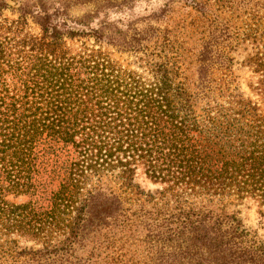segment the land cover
Listing matches in <instances>:
<instances>
[{"label":"trees","instance_id":"trees-1","mask_svg":"<svg viewBox=\"0 0 264 264\" xmlns=\"http://www.w3.org/2000/svg\"><path fill=\"white\" fill-rule=\"evenodd\" d=\"M247 202L264 0H0V264H264Z\"/></svg>","mask_w":264,"mask_h":264},{"label":"rangeland","instance_id":"rangeland-1","mask_svg":"<svg viewBox=\"0 0 264 264\" xmlns=\"http://www.w3.org/2000/svg\"><path fill=\"white\" fill-rule=\"evenodd\" d=\"M142 7L143 5H141V7L137 6L134 9L133 14L141 12ZM8 13L10 14V11H8ZM234 55L235 63L233 69L241 90L245 94L251 96L253 99L261 101V94L256 89L257 76L243 63L245 58V50L240 48ZM125 57L126 56L123 55V58ZM128 60H130V58ZM137 180L146 189H155L160 187L159 183H154L141 172L137 174ZM239 208L241 210L240 217L245 227L252 231H256L258 234L264 237V215H261L260 209L256 206V204L247 202Z\"/></svg>","mask_w":264,"mask_h":264}]
</instances>
